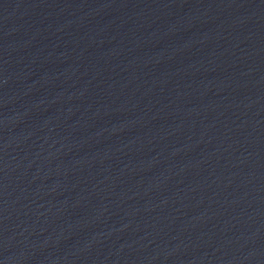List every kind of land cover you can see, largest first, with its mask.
I'll use <instances>...</instances> for the list:
<instances>
[{
	"label": "water",
	"instance_id": "obj_1",
	"mask_svg": "<svg viewBox=\"0 0 264 264\" xmlns=\"http://www.w3.org/2000/svg\"><path fill=\"white\" fill-rule=\"evenodd\" d=\"M0 264H264V0H0Z\"/></svg>",
	"mask_w": 264,
	"mask_h": 264
}]
</instances>
